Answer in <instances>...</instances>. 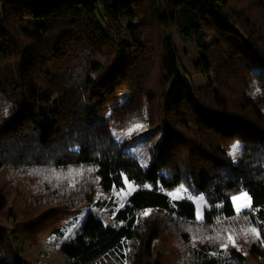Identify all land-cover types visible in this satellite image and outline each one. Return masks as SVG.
I'll use <instances>...</instances> for the list:
<instances>
[{
    "label": "trees",
    "instance_id": "obj_1",
    "mask_svg": "<svg viewBox=\"0 0 264 264\" xmlns=\"http://www.w3.org/2000/svg\"><path fill=\"white\" fill-rule=\"evenodd\" d=\"M172 26L206 84L177 74ZM143 121L163 126L147 167L111 132ZM125 177L135 191L114 208ZM179 185L212 207L203 219L168 195ZM91 205L112 222L88 212L67 264H245L241 248L264 264V0H0V219L34 243ZM0 264H29L5 230Z\"/></svg>",
    "mask_w": 264,
    "mask_h": 264
},
{
    "label": "rangeland",
    "instance_id": "obj_2",
    "mask_svg": "<svg viewBox=\"0 0 264 264\" xmlns=\"http://www.w3.org/2000/svg\"><path fill=\"white\" fill-rule=\"evenodd\" d=\"M32 22L34 21L27 20L26 24L29 25ZM127 22H128V18L119 19V28L123 33L122 37H124V39H127L126 34L124 32L125 25ZM169 33L178 51L177 74L181 75L185 79L191 78L196 86H202L206 84L207 79L205 75L201 73L199 66H197L196 61H197L198 48L195 44L194 39L182 38L181 35L177 32L176 27L174 26H172ZM104 61H105L104 54L100 55L98 58H96L93 61L92 77H95L97 75L99 68L104 63ZM176 78L177 77L174 78V81L176 80ZM125 98H127L126 93L120 95V101L124 100ZM94 117L98 122L100 121L108 122L107 114H101L95 112ZM136 125H141L142 127L137 129ZM148 129H151L152 132L151 133L146 132V130ZM162 130H163L162 125H158V128L157 127L154 128V125L149 121H143V122L133 123L122 129L112 128L111 132L116 137L117 140L123 143L126 150L132 153L139 160L141 165L147 164L149 166L153 160V143L162 135ZM237 141H239L240 145H242V142L240 140L238 139L234 140L233 143L230 145L229 153L234 151V146L236 145ZM239 155H240V148H236L235 149L236 160L238 159ZM230 161L233 162V159L231 157H230ZM128 183L133 185V183L130 181H128ZM181 186L182 185L177 186L172 191H176V189L180 188ZM133 187L135 188L134 185ZM122 189L125 193L128 192V188L125 183L122 187L117 188L112 192V196L114 199L113 200L114 208L120 207L122 203L130 195V194L120 195ZM188 197L190 199H185L184 201H189L195 206V214H196V210L199 209L202 205L204 206V209L212 208L208 206L205 199L199 195H195L188 191ZM245 202H247V198H245L243 201H237V203H245ZM88 212H92L96 214L104 222H112L110 210H108L107 208H98L96 206L91 205L84 208L82 212H80L79 214H76L65 220L60 227V231H59L60 233L43 235L40 239H38L34 243L25 242L24 240L14 236L11 233L12 220L4 221L0 219V230H5L9 232V235L12 240L13 248L16 254L25 262H28L29 264H67L68 260L63 253V246L66 242L72 239L80 231L83 225L84 218ZM259 239L260 242L264 245V242H262L263 240L261 239V237ZM154 246L156 247V241L154 242ZM237 247L240 249L239 246ZM241 251L245 256V264H256L248 256L247 252L243 248H241ZM225 254L226 252L224 253V255Z\"/></svg>",
    "mask_w": 264,
    "mask_h": 264
},
{
    "label": "snow or ice",
    "instance_id": "obj_3",
    "mask_svg": "<svg viewBox=\"0 0 264 264\" xmlns=\"http://www.w3.org/2000/svg\"><path fill=\"white\" fill-rule=\"evenodd\" d=\"M140 127H142V126L141 125H136V128L137 129L140 128ZM236 148H242V145H240V142L239 141H237L236 145L234 146V151L231 152V153H229V155L233 159V162L234 163L236 162V157H235V149ZM147 166H148L147 164L142 165V167H147ZM88 171L91 172L92 170L89 169ZM124 183L127 185L128 192L125 193L123 191V189H122L120 195H128L132 191H135V188L133 187V185L128 183L127 177L124 178ZM145 187H149V185H145ZM192 190H193V192L196 195H199L198 190H196V189H192ZM188 191H189V189L184 188V187L181 186L180 188H177L176 191H170V192H168V195L170 197H172L174 200H176V199H179V200L190 199L188 197ZM245 198H247V202H245V203H237V201H243ZM231 201H232V203L234 205L235 212L237 213V215H239L244 208H250V207H252V205H251V198L248 197L247 192H242L239 195L232 196L231 197ZM150 212H151V209L146 210L145 212L142 213V215L143 216H147V215L150 214ZM203 212H204V206L202 205L199 209L196 210V219L197 220L203 219ZM250 231L253 234H255V236L257 237V239L260 238L259 232L257 231L256 228H251ZM229 242L232 244L233 247H237L236 244H235V240L232 238L231 235H229L227 237V240L225 241L224 244L221 245V247L223 249H226ZM262 242H264V241H262ZM237 250H239V249H237Z\"/></svg>",
    "mask_w": 264,
    "mask_h": 264
}]
</instances>
